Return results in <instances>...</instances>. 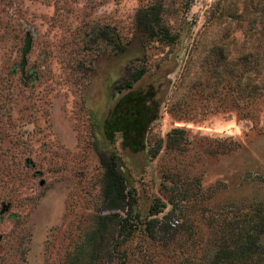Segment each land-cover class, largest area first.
Masks as SVG:
<instances>
[{
	"label": "rangeland",
	"instance_id": "1",
	"mask_svg": "<svg viewBox=\"0 0 264 264\" xmlns=\"http://www.w3.org/2000/svg\"><path fill=\"white\" fill-rule=\"evenodd\" d=\"M150 4L161 27L145 38L135 13ZM134 71L157 116L142 150L113 146L138 208L185 209L195 234L224 202L264 210V0H0V264H62L74 247L99 206L94 133ZM193 248L137 232L107 264Z\"/></svg>",
	"mask_w": 264,
	"mask_h": 264
},
{
	"label": "trees",
	"instance_id": "2",
	"mask_svg": "<svg viewBox=\"0 0 264 264\" xmlns=\"http://www.w3.org/2000/svg\"><path fill=\"white\" fill-rule=\"evenodd\" d=\"M182 2L187 6L190 0ZM159 8L160 5L150 4L139 7L135 13L136 24L145 38L155 36L161 27ZM106 43L112 47L118 44L112 36ZM138 76L139 72L134 71L124 79L122 86L127 88L115 98L102 120V136L94 133V149L101 166L99 206L90 215L87 226L78 233L74 247L66 251L62 264L111 263L120 244L137 232H142L148 240L159 241L161 246L171 243L174 249L184 246L192 249L196 245L199 253L195 259L186 253L180 264H264V244L258 240L264 229V210L259 202L219 204L206 218L202 234H195L196 227L185 209L178 208L177 219L174 216L171 220L173 213L163 219L157 217L158 203H151L146 212L138 208L135 190L113 146L117 135L120 148L131 153L142 150L145 132L157 116L158 104L152 88L133 87ZM162 229L166 233L169 229L170 235H162Z\"/></svg>",
	"mask_w": 264,
	"mask_h": 264
},
{
	"label": "water",
	"instance_id": "3",
	"mask_svg": "<svg viewBox=\"0 0 264 264\" xmlns=\"http://www.w3.org/2000/svg\"><path fill=\"white\" fill-rule=\"evenodd\" d=\"M41 182V181H40Z\"/></svg>",
	"mask_w": 264,
	"mask_h": 264
}]
</instances>
